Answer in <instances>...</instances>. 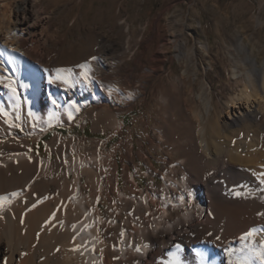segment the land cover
<instances>
[{
    "label": "rangeland",
    "instance_id": "1",
    "mask_svg": "<svg viewBox=\"0 0 264 264\" xmlns=\"http://www.w3.org/2000/svg\"><path fill=\"white\" fill-rule=\"evenodd\" d=\"M38 2L42 15L38 50L42 58H35V91L40 102L37 119L31 121L26 114L24 123L16 126L0 113V160L9 153L27 152L37 169L11 192L25 189L28 182H38L32 191L35 201H41L44 180L63 177L72 161L94 158L96 169L102 164V169L106 167L105 180L112 177L101 202L105 213L116 203L109 197L116 192L117 178L119 187L127 190L126 181L133 173L137 188H132L136 191L154 182L162 185V176L172 169L173 178L179 181L182 160L209 174L214 170L213 160L210 151L201 148V129L209 130L212 121L220 130L227 121V106L243 99L244 93L264 96V0ZM61 68L71 70V86L60 81L49 83ZM85 71L90 76L87 83L80 75ZM60 107L65 116L57 126L73 125L76 130L68 135L52 132L46 136ZM73 111L79 114L75 120L68 115ZM114 118L123 129L115 128ZM256 122L264 127V114H258ZM42 137L51 147L34 154L33 144ZM238 140L232 144L235 146ZM260 141L254 151L264 153ZM72 145L77 147V154H71ZM67 155L69 159L65 160ZM44 158L53 166L46 175L37 165ZM235 166L248 175L242 188L250 185L253 195L257 188L264 192L257 181L262 173L257 176L259 171L252 165ZM224 179L226 184L233 183L228 174ZM56 192L51 186L47 195ZM253 199L264 206V198L254 195ZM260 213H264V207L247 211L245 216L264 218Z\"/></svg>",
    "mask_w": 264,
    "mask_h": 264
},
{
    "label": "bare ground",
    "instance_id": "2",
    "mask_svg": "<svg viewBox=\"0 0 264 264\" xmlns=\"http://www.w3.org/2000/svg\"><path fill=\"white\" fill-rule=\"evenodd\" d=\"M38 3V0H0V76L11 77L17 89L14 97L7 88L2 91L4 86L0 84V109L2 116L16 126L24 123L26 114L35 121L39 110L35 58H42L38 50L42 15ZM28 88L32 89L30 94ZM249 93L227 106V121L220 130L210 121L209 130L200 131L201 148L212 155L211 173L205 174L202 167L191 168L188 161L182 160L179 181L173 178L172 169L171 174L162 176V185L154 182L149 188L136 191L132 188L137 186L133 173L126 181L127 190L119 187L117 178L115 199L109 197V201L116 203L105 213L101 202L112 177L105 180L106 167L102 169V164L96 169L94 158L70 160L72 164L67 165L63 177L44 180V199L36 202L32 190L38 182L24 181L25 189L11 192L35 170L36 162L27 152L9 153L0 160V198H5L0 208V264H171L175 258L181 264H201L197 253L204 254L205 264H228L227 251L233 249L236 256L240 255L239 237L253 227L257 229L258 246L264 239V218L245 215L264 207L253 199L255 195L262 200L264 192L256 186L253 195L250 185L242 188L248 175L235 166H254L260 172L256 175L262 176L258 180L253 178L264 188V153L254 151L259 149L260 139L264 143V130H257L263 126L256 122L258 114H264V96ZM9 94L13 100L8 98ZM63 109L59 108L52 126L64 118ZM74 111L73 120L79 115ZM198 118L203 120L202 115ZM115 119L111 123L116 129H123ZM71 150V154H77L75 145ZM37 165L43 175L53 168L45 158ZM227 174L233 179L232 184L225 183ZM51 186L57 192L47 195Z\"/></svg>",
    "mask_w": 264,
    "mask_h": 264
},
{
    "label": "snow or ice",
    "instance_id": "3",
    "mask_svg": "<svg viewBox=\"0 0 264 264\" xmlns=\"http://www.w3.org/2000/svg\"><path fill=\"white\" fill-rule=\"evenodd\" d=\"M93 59H96V57H93ZM80 75H81V79L85 83H87L90 80V76L86 71L82 72ZM70 76H71L70 69H62V68L56 69V75L55 77L49 79V83L60 81L65 85L71 86L69 81ZM0 84H3V86L7 88L14 97L16 96L17 89L15 87V81H13L11 77L0 76ZM52 103L55 104L56 101L53 100ZM72 107H75V105H72ZM2 112L3 110L0 109V113ZM68 115H69V119L73 118L71 112H69ZM262 183H264V181H262ZM236 194L239 195V193ZM13 195H15V193ZM4 199L5 198H0V208L3 207ZM258 215H264V213H260ZM121 235H123V233H121ZM256 235H257V229L253 227L239 237V240L242 244V247L240 249V255L236 256L234 250L229 249L227 251V256L229 257L228 264H264V239H261L257 246V242L255 239ZM216 239H219V237H216ZM176 248L179 249V245H176ZM136 251L139 252L140 248H136ZM197 255L200 257L201 264H205L206 258L204 254L197 253ZM171 264H181V262L178 258H175L171 261Z\"/></svg>",
    "mask_w": 264,
    "mask_h": 264
},
{
    "label": "crops",
    "instance_id": "4",
    "mask_svg": "<svg viewBox=\"0 0 264 264\" xmlns=\"http://www.w3.org/2000/svg\"><path fill=\"white\" fill-rule=\"evenodd\" d=\"M74 130H76V128H74L73 125H69V126L55 125V126H50L47 129V132L45 135L47 136L49 133H52V132H55L56 135H64V134L68 135L72 133ZM50 145L51 144L49 143L48 139L46 138L44 139V137H42L41 140L38 139L37 141L34 142L33 147H32L33 153L35 154V152H38L41 148L43 149V151H46L47 149H49V147H51Z\"/></svg>",
    "mask_w": 264,
    "mask_h": 264
}]
</instances>
